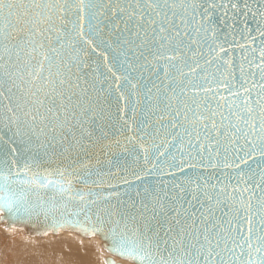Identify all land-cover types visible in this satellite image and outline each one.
Wrapping results in <instances>:
<instances>
[{"label":"snow or ice","instance_id":"1","mask_svg":"<svg viewBox=\"0 0 264 264\" xmlns=\"http://www.w3.org/2000/svg\"><path fill=\"white\" fill-rule=\"evenodd\" d=\"M0 218L264 264V0H0Z\"/></svg>","mask_w":264,"mask_h":264},{"label":"rangeland","instance_id":"2","mask_svg":"<svg viewBox=\"0 0 264 264\" xmlns=\"http://www.w3.org/2000/svg\"><path fill=\"white\" fill-rule=\"evenodd\" d=\"M0 228V260L6 259L7 264H102L103 257L109 256L100 247L98 238L82 239L74 233L62 232L37 239L29 237L26 241L23 237L11 238L13 234L5 233L7 230L1 225ZM1 240L4 241L2 245Z\"/></svg>","mask_w":264,"mask_h":264},{"label":"bare ground","instance_id":"3","mask_svg":"<svg viewBox=\"0 0 264 264\" xmlns=\"http://www.w3.org/2000/svg\"><path fill=\"white\" fill-rule=\"evenodd\" d=\"M0 225L4 228V225L2 224V223H0ZM1 229V228H0ZM5 229L7 230V231H4L5 233L7 232V233H10V234H13V237H11V238H19V237H23L24 239L26 238V241H28L27 239H30L29 237H34V238H36L37 239V237H43L44 235H39V236H32V235H30V234H28V233H26L25 231H21V229H18V228H14V227H9V228H6L5 227ZM3 232V233H4ZM10 234H8V235H10ZM75 234V233H74ZM4 235H7V234H4ZM75 235H77V234H75ZM78 236H80V235H78ZM1 237V236H0ZM6 237V236H5ZM10 237V236H9ZM9 237H7V238H9ZM80 237H82V239L83 238H85V239H87V237H83V236H80ZM22 238V239H23ZM10 239V238H9ZM9 239L8 240H6L5 241V243H4V241L3 240H1V245L4 243V244H6V242L7 241H9ZM14 240V239H13ZM32 240V239H31ZM98 245V244H97ZM100 247L104 250V248H103V246H102V243H100ZM3 248V247H2ZM4 249V248H3ZM2 251V250H1ZM5 252V251H4ZM104 252L106 253V251L104 250ZM31 253V252H30ZM4 254V253H3ZM3 256H5V255H3ZM1 257V256H0ZM24 257V256H23ZM28 257V256H27ZM2 258V257H1ZM111 259V260H113V259H115L114 257H112V256H104L103 257V261H102V264H105V261L107 260V259ZM2 261V262H1ZM36 261V260H35ZM8 263V261L6 260V259H2V260H0V264H7ZM74 262H76V261H74ZM28 263V262H27ZM51 263V262H50ZM72 263H73V261H72ZM81 263V262H80ZM123 264V263H122Z\"/></svg>","mask_w":264,"mask_h":264},{"label":"water","instance_id":"4","mask_svg":"<svg viewBox=\"0 0 264 264\" xmlns=\"http://www.w3.org/2000/svg\"><path fill=\"white\" fill-rule=\"evenodd\" d=\"M0 223H2L4 225V227H6V228H9V227L18 228V229H21V230L25 231L26 233H28V234H30L32 236H39V235H41V234H39L40 229L38 227L34 226L33 224H30V223L13 222L11 220H6L4 218H0ZM95 238H98L101 241L102 246L104 248V242L99 237H95ZM104 250H105V248H104ZM106 253H108V252L106 251ZM107 260H111V259L108 258Z\"/></svg>","mask_w":264,"mask_h":264}]
</instances>
